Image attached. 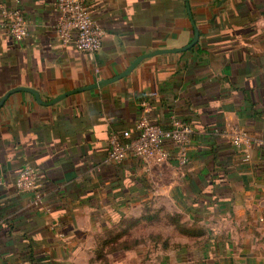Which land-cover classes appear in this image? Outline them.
Wrapping results in <instances>:
<instances>
[{
	"label": "crops",
	"instance_id": "obj_1",
	"mask_svg": "<svg viewBox=\"0 0 264 264\" xmlns=\"http://www.w3.org/2000/svg\"><path fill=\"white\" fill-rule=\"evenodd\" d=\"M86 3L104 31L95 53L59 41L56 0H20L28 34L16 41L0 28V99L28 86L49 102L194 36L186 0ZM188 3L199 30L192 48L145 58L129 75L51 105L26 91L7 98L0 264H264V0ZM145 112L164 126L171 115L192 125L186 165L171 142L160 165L107 160L110 133L135 134ZM237 131L249 138L244 149L231 143ZM26 166L39 176V205L15 185ZM175 214L177 237L152 232L137 242L133 228L169 229Z\"/></svg>",
	"mask_w": 264,
	"mask_h": 264
},
{
	"label": "built area",
	"instance_id": "obj_2",
	"mask_svg": "<svg viewBox=\"0 0 264 264\" xmlns=\"http://www.w3.org/2000/svg\"><path fill=\"white\" fill-rule=\"evenodd\" d=\"M14 6L0 1V28L9 32L16 41H22L28 34V20L18 7L20 0H12ZM87 0H56L58 19L55 24L59 41L73 45L79 51L95 53L102 46L104 31L95 21L87 7ZM135 134L128 129L113 131L108 139L107 160L121 163L129 155L141 158L147 163L160 165L168 161V142L176 147V160L183 166L188 163V144L193 132L192 125L171 115L167 126L151 120L143 113L136 123ZM237 149L249 144L246 133L237 131L231 137ZM248 159V155L245 156ZM15 185L20 190L32 191L34 202L43 201L39 176L32 166L21 169Z\"/></svg>",
	"mask_w": 264,
	"mask_h": 264
},
{
	"label": "water",
	"instance_id": "obj_3",
	"mask_svg": "<svg viewBox=\"0 0 264 264\" xmlns=\"http://www.w3.org/2000/svg\"><path fill=\"white\" fill-rule=\"evenodd\" d=\"M186 1H187L186 4H187V9H188V14H189V17L191 19V22H192V25H193V28H194L193 39L186 46H183V47H180V48H173V49H170V48H158V49L153 50L151 52L143 53V54L139 55L124 71H122L118 75H115V76H113L111 78L99 79V80H97L96 82H94V83H92L90 85L82 86V87L67 91V92L57 96L56 98H54L53 100H51L49 102H44L41 99L38 90H36L34 88H31V87H28V86H16V87H13V88L9 89L8 91H6L5 94L2 96V98L0 99V108L4 105L5 101L7 100V98L11 94H13L15 92H19V91H26V92H29V93L33 94L34 97L36 98V100L40 104L51 105V104L56 103L57 101L63 99L64 97H66V96H68L70 94L81 92V91H85V90H91V89H94V88H100V87H103V86H105V85H107L109 83L115 82L118 79L129 75L137 67V65L145 58L153 57L155 55L162 54V53L181 52V51H185V50H188V49L192 48L198 42L199 30H198V28H197V26H196V24L194 22V19L192 17V12L190 10V6H189V3H188V0H186Z\"/></svg>",
	"mask_w": 264,
	"mask_h": 264
},
{
	"label": "rangeland",
	"instance_id": "obj_4",
	"mask_svg": "<svg viewBox=\"0 0 264 264\" xmlns=\"http://www.w3.org/2000/svg\"><path fill=\"white\" fill-rule=\"evenodd\" d=\"M169 221L171 223L174 222L175 226H171V228L168 229L166 227H163L162 224L154 223L153 225L152 224L146 225V223H140L137 227L133 228L132 233L133 235H138L140 240L147 238V235L152 232L153 233L159 232L160 234H162L163 232L164 234H169L170 236L177 237L178 232L174 230V227L176 228L177 225H176V222L172 219V215L170 216Z\"/></svg>",
	"mask_w": 264,
	"mask_h": 264
},
{
	"label": "trees",
	"instance_id": "obj_5",
	"mask_svg": "<svg viewBox=\"0 0 264 264\" xmlns=\"http://www.w3.org/2000/svg\"><path fill=\"white\" fill-rule=\"evenodd\" d=\"M172 219L176 222V225L178 226L179 225V216L178 215H174V216H172ZM141 240H137V242H140Z\"/></svg>",
	"mask_w": 264,
	"mask_h": 264
}]
</instances>
